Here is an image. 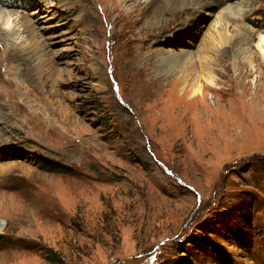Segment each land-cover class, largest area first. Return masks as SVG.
<instances>
[{
  "label": "rangeland",
  "instance_id": "rangeland-1",
  "mask_svg": "<svg viewBox=\"0 0 264 264\" xmlns=\"http://www.w3.org/2000/svg\"><path fill=\"white\" fill-rule=\"evenodd\" d=\"M40 1L11 7L0 0V10L34 20L27 31L7 22L21 45L15 61L5 60L10 51L0 42V165H8L0 174V264H264V57L257 38V70L243 68L242 87L222 79V99L207 100L210 107L182 99L181 86L178 99H139L135 87L160 75L134 60L131 76L115 67V47L132 36L139 46L143 28L121 10L124 3L106 16L107 0ZM247 13L230 19L231 27L264 32V0H252ZM205 24L198 21L190 38L192 29L179 33L176 24L163 39L195 55ZM14 80L16 94H4L1 84ZM242 89L245 99H238Z\"/></svg>",
  "mask_w": 264,
  "mask_h": 264
},
{
  "label": "bare ground",
  "instance_id": "bare-ground-1",
  "mask_svg": "<svg viewBox=\"0 0 264 264\" xmlns=\"http://www.w3.org/2000/svg\"><path fill=\"white\" fill-rule=\"evenodd\" d=\"M1 1H3L2 3L5 6L10 5L11 7H14L15 6L14 4L19 0H1ZM101 1H106V0H101ZM107 1H111V6L108 5L103 9L106 16L110 12L116 10L117 8L119 9L121 6L120 4L122 2L124 3L125 7H122L121 10L124 9L128 12H131L132 16H136V20L137 22H140V24L143 22V28H141V30H139L136 33V35L139 36L138 37L139 46L133 43V41H136L137 39L136 37L133 36L122 42L121 45L115 47V49L118 52L117 54L118 56L116 62L114 63L117 69L122 71H127L128 75L130 76L133 75L132 71H134L133 66H131L130 64L131 60L132 61L134 60L139 65V68L141 70H145L153 75H157V74L160 75L152 82L150 86L135 87V90L140 94V98L136 91H133V93L134 95H137L139 99H158L162 96H164V99H178L176 98L177 96L176 90L178 89V87L181 86L180 91L182 92L180 93V95L182 99H184L186 95L189 96V99L201 98L203 99L202 103L206 102L210 107V104L209 102H207V100L222 99V97L217 96L219 90L222 91L221 90L222 88H217L218 83L222 82V79L225 80L223 85H225L227 82H232L234 83L235 87H242L244 82L243 80L246 76V74L241 73L243 72V68H250L253 71L257 70L256 69L257 57L253 55V50H252L253 49L252 45L254 44L253 40L255 38H257L258 40L256 42V48H258V50L260 51V53H262L264 57V32L261 31V34L257 35L250 25L244 24L243 26L240 25L239 29L238 28L234 29V27L232 28L229 23L230 19L240 20L242 16L248 14L247 12L251 10L252 0H237L235 3L232 2L228 3L226 0H107ZM3 4L0 5L3 7L4 6ZM4 10L3 11L0 10V42L4 46V48H2L4 52L10 51L9 55H6L5 60L15 61L16 60L15 50L19 51L17 48H20L21 45L18 47L17 40L14 37V35H16L17 32L14 31V26L12 27L11 24L14 22L15 25L19 27V29L22 28L23 31H27L33 27L32 22L34 20H32L30 16H28V14L24 12H20L18 15H15L16 12L14 11L11 13V12H5ZM85 10L86 9H84V11ZM192 20L196 22L194 23ZM200 20L206 23L205 25L207 30H205L206 34L200 41L199 46H197L198 49L196 50L195 55L193 54L192 51H189V49L186 48L187 46H180L177 48L167 47L168 43L165 38L163 39L164 34H166V32L172 31L173 29L176 28V24L180 23L181 25L177 26L176 28L178 32L183 33L185 28L192 29L193 33L191 35L188 34V37L189 38L193 37L194 35H196L195 34L196 23H198V21ZM7 22L8 23L10 22L11 24H8ZM171 22L173 23L171 24ZM5 23H7L8 25L2 26V24ZM148 28H157L158 30L148 34L146 33L150 30ZM48 42H50V40ZM24 52L26 53V51ZM25 56L27 55L25 54ZM26 60L27 59L25 58V61ZM1 63L2 60H0V64ZM218 63L220 65V68L216 67ZM230 68H233L236 71H238V73L236 74L237 76L230 77L227 74ZM52 70L53 67L51 65L49 71ZM49 71L47 72L49 73ZM168 72H171V74L169 75ZM192 73L195 74L197 73L198 77L205 78L206 82L201 84L198 81V79L195 78L194 76L195 74ZM52 74L55 75V73ZM190 74H192L191 77L192 79L191 78L189 79ZM24 76L26 77V75H23V77ZM162 77L168 79V84L165 87L162 86V84L160 83L161 82L160 79ZM16 83H17L16 80L12 81L11 84L2 83L1 84L2 92L4 94L5 92L7 94H12V93L16 94L13 88L14 87L13 85H15ZM58 84L60 83H57V86ZM209 92H212L214 94L213 96L210 95V98L206 96V94ZM244 94L245 91L242 89V92H240L238 99H245ZM251 115H253V113ZM216 117L221 119L219 115H217ZM224 127L226 129H229L231 126L230 124H228L225 125ZM245 127L246 126H244V128ZM247 129L249 130V127ZM11 163L8 162L9 165ZM7 166H8L7 164L0 165V174L2 170L5 171L4 168ZM8 169H10V167Z\"/></svg>",
  "mask_w": 264,
  "mask_h": 264
},
{
  "label": "trees",
  "instance_id": "trees-1",
  "mask_svg": "<svg viewBox=\"0 0 264 264\" xmlns=\"http://www.w3.org/2000/svg\"><path fill=\"white\" fill-rule=\"evenodd\" d=\"M61 167H62V166H57V168H59V169H60ZM49 252L52 254V251H51V250H50Z\"/></svg>",
  "mask_w": 264,
  "mask_h": 264
},
{
  "label": "water",
  "instance_id": "water-1",
  "mask_svg": "<svg viewBox=\"0 0 264 264\" xmlns=\"http://www.w3.org/2000/svg\"><path fill=\"white\" fill-rule=\"evenodd\" d=\"M0 226H1V222H0Z\"/></svg>",
  "mask_w": 264,
  "mask_h": 264
}]
</instances>
